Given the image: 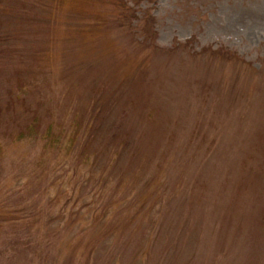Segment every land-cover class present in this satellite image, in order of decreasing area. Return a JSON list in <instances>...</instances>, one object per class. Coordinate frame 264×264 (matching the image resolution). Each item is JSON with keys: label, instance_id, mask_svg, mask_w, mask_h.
Here are the masks:
<instances>
[{"label": "rangeland", "instance_id": "rangeland-1", "mask_svg": "<svg viewBox=\"0 0 264 264\" xmlns=\"http://www.w3.org/2000/svg\"><path fill=\"white\" fill-rule=\"evenodd\" d=\"M0 264H264V0H0Z\"/></svg>", "mask_w": 264, "mask_h": 264}]
</instances>
